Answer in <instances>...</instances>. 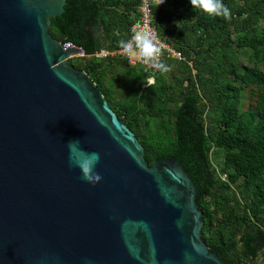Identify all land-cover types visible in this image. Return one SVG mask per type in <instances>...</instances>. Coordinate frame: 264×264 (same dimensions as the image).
<instances>
[{"label":"water","instance_id":"1","mask_svg":"<svg viewBox=\"0 0 264 264\" xmlns=\"http://www.w3.org/2000/svg\"><path fill=\"white\" fill-rule=\"evenodd\" d=\"M68 0H0V264H226L203 240L197 186L145 149L71 60ZM99 152L90 182L68 142Z\"/></svg>","mask_w":264,"mask_h":264},{"label":"trees","instance_id":"2","mask_svg":"<svg viewBox=\"0 0 264 264\" xmlns=\"http://www.w3.org/2000/svg\"><path fill=\"white\" fill-rule=\"evenodd\" d=\"M230 17L211 15L191 0L154 7V25L184 60V73L155 84L115 53L130 39L140 0H68L51 35L88 55L86 72L145 149L149 166L181 162L197 186L203 240L226 264H258L264 252V0H223ZM260 33L262 35L260 36ZM247 93L254 98L243 109ZM223 156L220 169L216 156ZM225 175L226 179H223ZM264 264V263H263Z\"/></svg>","mask_w":264,"mask_h":264},{"label":"clouds","instance_id":"3","mask_svg":"<svg viewBox=\"0 0 264 264\" xmlns=\"http://www.w3.org/2000/svg\"><path fill=\"white\" fill-rule=\"evenodd\" d=\"M193 6L202 9L211 15H219L225 18L230 17L231 10L223 0H191ZM120 47L129 55L137 52L143 58L144 63L151 65L160 72H167L168 65L159 60L161 48L158 41L146 31H137L130 39H122ZM70 159L84 173V178L90 182H98L101 176L94 172V168L100 159L99 152H88L80 147V140L68 142Z\"/></svg>","mask_w":264,"mask_h":264},{"label":"built area","instance_id":"4","mask_svg":"<svg viewBox=\"0 0 264 264\" xmlns=\"http://www.w3.org/2000/svg\"><path fill=\"white\" fill-rule=\"evenodd\" d=\"M165 4H166V0H140L138 20L131 28L130 38L137 31H146L158 41V44L161 48L159 60L163 62L168 59L182 61L184 60L183 54L179 50L172 47L168 43L166 38L161 37L154 25V13H153L154 7H158ZM113 54H117L122 57H125L129 65L131 66L142 68L144 72L148 75V79H147L148 84L146 86L155 84L156 77L160 71L154 68L151 65V63H144L143 58L140 56L138 52L134 55H129L123 49H121L115 53L102 51L96 53L95 56L106 57L107 55H113ZM87 56H88L87 54H82V55H77L76 57L86 58Z\"/></svg>","mask_w":264,"mask_h":264},{"label":"rangeland","instance_id":"5","mask_svg":"<svg viewBox=\"0 0 264 264\" xmlns=\"http://www.w3.org/2000/svg\"><path fill=\"white\" fill-rule=\"evenodd\" d=\"M260 31L261 32H264V21H261V24H260V27H259ZM262 35V33H260V36ZM81 58H78V57H74L72 60H71V64L74 66L75 63H78L77 60H79ZM166 65H168V73L167 74H164V78H165V82L167 84H175V82L177 81L176 80V77L180 76L181 74L184 73V69L179 66L177 64V62L173 61V62H167ZM75 67V66H74ZM261 69L264 71V65L261 66ZM254 102V98H252V96L249 95V93H247L245 99L243 100V109H248L249 108V105L250 104H253ZM216 160H217V165H216V168H218V170L220 169V166L222 165V162H223V156L220 157V155L216 156ZM223 179L225 180L226 177L225 175H223ZM257 263L258 264H263L264 263V252H262L261 254H259V258L257 260Z\"/></svg>","mask_w":264,"mask_h":264}]
</instances>
